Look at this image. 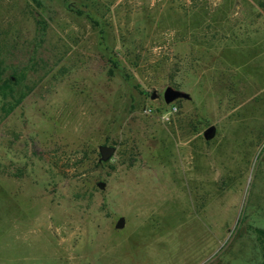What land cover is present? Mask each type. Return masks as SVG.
Instances as JSON below:
<instances>
[{
  "label": "rangeland",
  "instance_id": "1",
  "mask_svg": "<svg viewBox=\"0 0 264 264\" xmlns=\"http://www.w3.org/2000/svg\"><path fill=\"white\" fill-rule=\"evenodd\" d=\"M259 230L264 0H0V264H264Z\"/></svg>",
  "mask_w": 264,
  "mask_h": 264
},
{
  "label": "water",
  "instance_id": "2",
  "mask_svg": "<svg viewBox=\"0 0 264 264\" xmlns=\"http://www.w3.org/2000/svg\"><path fill=\"white\" fill-rule=\"evenodd\" d=\"M157 98V94H154L152 96V99L155 100ZM183 98H189V95L180 91L176 90L172 87H169L166 89L164 93V100L165 102L169 104H173L175 101ZM217 135V128L216 126H211L209 127L205 132H204V138L207 141L213 140ZM100 154H101V162H109L113 156L115 155L116 148L115 147H110V146H100L99 148ZM100 189H105L106 184L105 183H99L98 184ZM126 225V220L125 218H120L119 221L116 224L117 229H124Z\"/></svg>",
  "mask_w": 264,
  "mask_h": 264
},
{
  "label": "trees",
  "instance_id": "3",
  "mask_svg": "<svg viewBox=\"0 0 264 264\" xmlns=\"http://www.w3.org/2000/svg\"><path fill=\"white\" fill-rule=\"evenodd\" d=\"M258 234H259L260 241L263 242V240H264V231L259 230Z\"/></svg>",
  "mask_w": 264,
  "mask_h": 264
}]
</instances>
